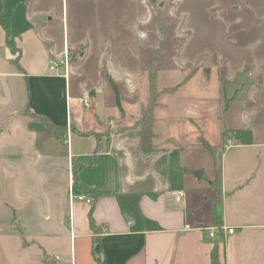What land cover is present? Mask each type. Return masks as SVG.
Here are the masks:
<instances>
[{
	"label": "rangeland",
	"instance_id": "rangeland-1",
	"mask_svg": "<svg viewBox=\"0 0 264 264\" xmlns=\"http://www.w3.org/2000/svg\"><path fill=\"white\" fill-rule=\"evenodd\" d=\"M6 26L20 52H24L25 63L28 57L47 52L51 43L46 40H52L51 45L59 49L63 41L71 46L76 41L84 43L68 50L69 64L82 49L85 55L80 65H71V73L73 67L76 71L67 79L68 91L53 88L52 97H47L35 76L14 74L16 67L9 50L0 45V264H41L43 258L58 263L60 253L70 258L68 205L78 196L72 193V185L69 188L67 136L53 137L42 120L23 112L20 105L31 91L35 94L34 105L50 107L49 119H63L65 102L80 90L79 83L95 85L99 66L109 68L123 62L131 64L134 71L132 84H116L122 110L125 107L128 114L138 112L141 102L142 110L149 106L152 110L159 102L168 104L169 94L165 92L176 88L177 95L188 98H214L220 93L224 113L217 120L223 130L219 145L212 146L211 151L203 146L191 147L177 151L173 157L187 171L178 173L186 177L174 181L172 188L188 191L190 202H197L201 211L213 200L211 181L215 186L218 178L220 181L218 170L229 185L252 166L264 164V0H0L1 41ZM247 64H256L263 71L259 77L252 76L258 84L248 96L251 74ZM33 66L37 68L38 63L33 62L28 72ZM47 69L52 72L49 65ZM103 74L108 91L101 99L108 104L115 89L108 81L109 75ZM154 77L155 92L149 84ZM182 79L184 85L162 89ZM120 87L128 101L120 100ZM91 92L81 100L90 110ZM250 94L253 102L248 101ZM193 107L190 103L188 110ZM166 109L160 107L156 114L165 116ZM205 113L214 114L213 110ZM141 118L130 127L120 121L116 130L140 140ZM108 125L98 132L102 140L112 134V121ZM66 130L61 133H68V126ZM174 131H185L184 125L176 126ZM155 136L154 131L149 154L160 156L157 162L163 168L165 148L154 146ZM257 151H261V160L255 156ZM61 214L66 215L63 222L58 221Z\"/></svg>",
	"mask_w": 264,
	"mask_h": 264
},
{
	"label": "crops",
	"instance_id": "crops-1",
	"mask_svg": "<svg viewBox=\"0 0 264 264\" xmlns=\"http://www.w3.org/2000/svg\"><path fill=\"white\" fill-rule=\"evenodd\" d=\"M8 37L13 39L19 51L21 48L6 30L2 41L0 38V45L8 48L10 60L16 67L13 70L15 75L35 76L34 79L39 80L37 83L41 85L39 87L47 97H52L53 88L63 87L68 91L67 79L70 80L72 73L76 71L73 67L71 73V65L82 63L85 50L82 49L77 53L76 60L70 62L68 78L54 70L49 72L47 65L52 58H60L68 50H75L84 43L76 41L71 46L63 41V47L59 49L57 45H51L52 40H46L51 43L47 52L43 51L36 57H28L29 60L25 63L24 52L14 54L6 44ZM16 56L17 61L14 60ZM20 62L21 64L24 62L27 67L24 63L21 67ZM33 62L38 63V66L37 68L33 66V70L28 72ZM120 63L118 66L110 65L109 68L99 66L96 77L98 83L95 85L86 81L83 84L79 83L80 90L75 91L74 95L72 93L73 99L69 98L65 102L67 109L64 118L54 117L55 119L51 120L57 125L68 127L73 125L83 134L89 131L98 133L105 126H110L108 124L112 121L110 127L112 134L105 137L100 147L96 148L94 135H81L71 130L67 133L69 188L72 187V193L78 196L77 201H69L68 205L66 223L70 226V258L60 253L58 254L61 256L60 262L52 263L43 258L40 260L41 264H98L95 255L104 264H211L214 250L217 251L220 264H264V164L252 166L249 171L243 173L245 175L238 177L229 185L220 169L219 202H215L216 193L212 189L213 200L203 211L199 209L197 202H190L188 191L172 188L174 181L186 177L178 173L187 171L185 165L182 170L183 163L173 158L177 151L191 147L201 148V139L211 146L219 145L223 130L222 126H218L217 120L224 113L221 110V94L218 93L214 98L199 99L177 95L176 90L179 88L170 93L165 92L169 94L168 104L156 103L151 110L153 131L156 134L154 146H158L157 149L165 148L162 156L165 157L166 165L160 168L157 160L161 157L143 153L137 136L116 130L120 126L118 123L120 121L126 127L133 125L141 116L143 103L139 101L141 102L138 105L139 111L129 114L124 107L122 118L114 102L115 96L108 98V104L101 99L108 91L106 76L103 73H107L117 86L120 84L128 86L134 82L133 66ZM247 65L249 67V64ZM248 72L251 77L246 96L248 92L255 90L253 87L258 84L252 76L263 75V71L258 69L256 64L250 66ZM252 79L254 82H251ZM167 82L169 83V79L165 81ZM182 82L183 79L173 86L166 84L162 89L177 87L179 84L182 86L184 85ZM244 87L246 85L243 89ZM91 90L92 110L83 107L81 103L83 96ZM133 91L131 96L134 95ZM34 95L32 91L30 95H26L23 105H20L23 112L29 108L32 112L42 113L49 118L50 107L34 105ZM122 96L120 87V100H129ZM249 97L248 101L253 102L251 94ZM190 103H193L194 107L188 110ZM160 107L167 108L165 116L156 114ZM84 108L91 112H85ZM205 110H209L210 113L213 110V116L206 115ZM261 122L264 123V118ZM179 125H184L185 131L175 132V127ZM54 149L57 152L59 148L55 146ZM260 152L257 151L255 156L261 160ZM78 161L88 164L76 171V180L72 176V167ZM177 190L185 193L179 202L175 201L170 192ZM61 197L63 203L65 193L61 194ZM92 200L94 204L89 213ZM64 204L65 201L63 210L66 209ZM215 210L222 222L219 229L213 221ZM65 216L61 214L58 221L63 222ZM90 219L94 227L90 224ZM229 228L233 229L232 232H229ZM35 234L39 236V233ZM55 258L58 260V256Z\"/></svg>",
	"mask_w": 264,
	"mask_h": 264
},
{
	"label": "trees",
	"instance_id": "trees-1",
	"mask_svg": "<svg viewBox=\"0 0 264 264\" xmlns=\"http://www.w3.org/2000/svg\"><path fill=\"white\" fill-rule=\"evenodd\" d=\"M7 30V33H9L8 31V27H6ZM6 44L8 45V47L11 49L12 53L14 54H18V52H20L13 39H9V37L6 39ZM17 58L18 56L14 57V60L17 61ZM108 81L109 83L111 84L112 87H114L115 89V102L120 110V112H123L122 110V107H121V103L119 102V95H118V89L116 87V85L114 84V82L112 81V79L110 77H108ZM155 77L153 79L150 78V86H151V89L152 91H154L153 89L156 87L155 86ZM151 92V90H150ZM155 92V91H154ZM152 103H153V100L152 98L149 99ZM150 102V103H151ZM151 103V104H152ZM150 104V105H151ZM227 108V107H226ZM25 113L28 114L30 117L32 118H35V119H40L43 121V123L45 124V127L46 129L50 131L54 134L53 137L57 138V139H61L63 136H67L68 134L66 133L67 132V126H62V125H57L55 123H53L51 121V119H49L48 117H46L45 115L43 114H40V113H34L32 112L29 108H26L25 109ZM141 119L139 121V131H138V136H140V147L143 151V153H149L150 150L153 148L151 147L152 146V138L154 136V131H153V121L151 119V107L149 106L148 108H144V110H142V115H141ZM72 130L73 132H76L77 134H81V135H94L96 137V148H99L100 147V144L102 142V138L99 136L98 133H91V132H87V133H80L73 125H69V130ZM66 131L65 133H61V131ZM61 133V134H59ZM200 145H202L204 148H207L209 149L210 151L213 149V147L207 142L205 141L204 139H201L200 140ZM88 164V163H84L83 161H78L75 165H73L72 167V176L74 177V179H76V171L82 167H85V165ZM158 165H159V162H158ZM219 171V170H218ZM217 171V173H219ZM77 180V179H76ZM216 186L214 185V180L211 181V184L213 186V189L215 190V193H216V199H215V202L218 203L219 202V196H220V193H221V190L219 188V178L218 180H216ZM215 203V204H216ZM94 204V201L92 200L91 202V205H90V212L92 211V206ZM213 221H214V225L219 229L221 228V220H220V217H219V214L218 212L215 210L213 212ZM90 224L92 225V227H94V224H92V220L90 219ZM95 258H96V261L98 262V264H104L103 261L100 260L99 257H97L95 255ZM211 264H220L219 263V260H218V255H217V251L214 250V253L212 254V261H211Z\"/></svg>",
	"mask_w": 264,
	"mask_h": 264
},
{
	"label": "built area",
	"instance_id": "built-area-1",
	"mask_svg": "<svg viewBox=\"0 0 264 264\" xmlns=\"http://www.w3.org/2000/svg\"><path fill=\"white\" fill-rule=\"evenodd\" d=\"M68 67H69V58H67V52H65L63 54L62 57L60 58H52L49 61V69L52 71L54 70L55 72L61 74L62 76H64L65 78H68ZM84 102L86 103V105H90L89 100L87 98H84ZM171 195L174 197L176 202H179L182 200V198L184 197L185 193L182 190H177V191H170ZM80 199L82 197H79ZM229 232H232V228L228 229ZM210 234L212 235L213 232H210Z\"/></svg>",
	"mask_w": 264,
	"mask_h": 264
},
{
	"label": "water",
	"instance_id": "water-1",
	"mask_svg": "<svg viewBox=\"0 0 264 264\" xmlns=\"http://www.w3.org/2000/svg\"><path fill=\"white\" fill-rule=\"evenodd\" d=\"M195 174H198V173H195Z\"/></svg>",
	"mask_w": 264,
	"mask_h": 264
}]
</instances>
